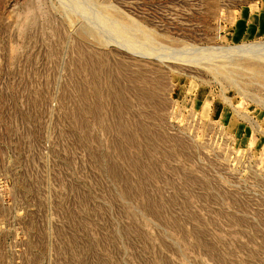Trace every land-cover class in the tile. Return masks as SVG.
<instances>
[{
	"label": "rangeland",
	"instance_id": "rangeland-1",
	"mask_svg": "<svg viewBox=\"0 0 264 264\" xmlns=\"http://www.w3.org/2000/svg\"><path fill=\"white\" fill-rule=\"evenodd\" d=\"M0 264H264V0H0Z\"/></svg>",
	"mask_w": 264,
	"mask_h": 264
}]
</instances>
